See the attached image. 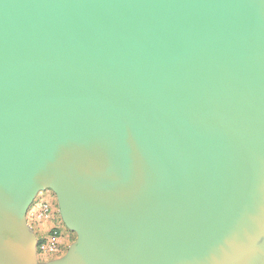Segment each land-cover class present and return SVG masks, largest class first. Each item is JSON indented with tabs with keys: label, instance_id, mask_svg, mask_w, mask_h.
<instances>
[{
	"label": "water",
	"instance_id": "obj_1",
	"mask_svg": "<svg viewBox=\"0 0 264 264\" xmlns=\"http://www.w3.org/2000/svg\"><path fill=\"white\" fill-rule=\"evenodd\" d=\"M0 264H264V0H0Z\"/></svg>",
	"mask_w": 264,
	"mask_h": 264
},
{
	"label": "crops",
	"instance_id": "obj_2",
	"mask_svg": "<svg viewBox=\"0 0 264 264\" xmlns=\"http://www.w3.org/2000/svg\"><path fill=\"white\" fill-rule=\"evenodd\" d=\"M46 191L49 190L41 191L36 195L26 213L27 225L35 238V255L40 262H49L62 257L75 240L72 231L68 230L61 221L57 203L48 200ZM44 200L50 205V213L47 216H40V203ZM53 230L57 231L56 237L51 236ZM52 240L57 243L55 250L41 249L40 245Z\"/></svg>",
	"mask_w": 264,
	"mask_h": 264
},
{
	"label": "built area",
	"instance_id": "obj_3",
	"mask_svg": "<svg viewBox=\"0 0 264 264\" xmlns=\"http://www.w3.org/2000/svg\"><path fill=\"white\" fill-rule=\"evenodd\" d=\"M50 213V205L47 201H42L40 203V216H47ZM51 236L52 237H56L57 236V231L53 230L51 232ZM41 249H46L48 251H53L57 248V243L55 241H49V242H45L42 245H40Z\"/></svg>",
	"mask_w": 264,
	"mask_h": 264
},
{
	"label": "rangeland",
	"instance_id": "obj_4",
	"mask_svg": "<svg viewBox=\"0 0 264 264\" xmlns=\"http://www.w3.org/2000/svg\"><path fill=\"white\" fill-rule=\"evenodd\" d=\"M45 194L49 201L56 202L55 195L51 191H46ZM73 239H75V235H73ZM26 241L33 244L32 240H26Z\"/></svg>",
	"mask_w": 264,
	"mask_h": 264
},
{
	"label": "trees",
	"instance_id": "obj_5",
	"mask_svg": "<svg viewBox=\"0 0 264 264\" xmlns=\"http://www.w3.org/2000/svg\"><path fill=\"white\" fill-rule=\"evenodd\" d=\"M73 233V232H72ZM74 234V233H73ZM75 235V234H74Z\"/></svg>",
	"mask_w": 264,
	"mask_h": 264
}]
</instances>
